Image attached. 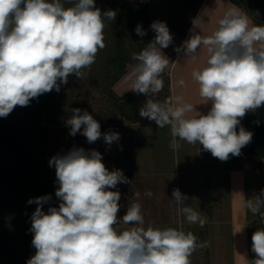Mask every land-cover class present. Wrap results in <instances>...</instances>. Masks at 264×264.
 Segmentation results:
<instances>
[{
    "label": "clouds",
    "instance_id": "clouds-1",
    "mask_svg": "<svg viewBox=\"0 0 264 264\" xmlns=\"http://www.w3.org/2000/svg\"><path fill=\"white\" fill-rule=\"evenodd\" d=\"M115 18V11L102 12L95 0H0V117L6 118L16 106H28L42 94L59 92L72 75L84 78L83 70L90 69L105 47V21ZM150 27L155 38L132 54L137 61L132 90L145 96L163 89L160 77L169 59L161 50L173 42L165 22L154 21ZM135 32L146 35L140 25ZM260 42H264V26L250 28L247 15L230 9L212 36L193 34L182 48L174 49L189 57L201 45L207 47L205 66L192 73L201 98L211 102L207 114L187 116L193 106H176L177 98L164 103L148 99L139 115L158 128L170 127L174 151L181 147L179 141H185L202 145L221 161L240 156L253 133L242 126L237 132V126L248 111L264 106V47H257ZM71 113L66 120L70 135L80 133L88 143L101 136L108 145L119 140V133H102L100 123L87 110L74 108ZM49 166L55 167L59 185L55 196L60 203L45 212L43 206L51 195L27 201L37 205L30 228L36 252L27 264H191L192 253L206 246L182 228L145 226L141 205L135 202L138 192L129 199L122 217L126 227H117L121 193L110 189L130 181L122 170L109 171L98 151L73 147L53 156ZM188 199L173 189L172 201L179 214L203 227L206 220L187 205ZM245 207L253 215H264V189L246 199ZM252 251L256 259L250 264H264V229L253 233Z\"/></svg>",
    "mask_w": 264,
    "mask_h": 264
},
{
    "label": "rangeland",
    "instance_id": "rangeland-1",
    "mask_svg": "<svg viewBox=\"0 0 264 264\" xmlns=\"http://www.w3.org/2000/svg\"><path fill=\"white\" fill-rule=\"evenodd\" d=\"M108 1L114 3V6L118 5V9L125 6L126 3L144 7L148 14L154 15L152 16L154 19L152 18L151 24L154 21H164L167 26L172 27L170 33L173 35V42L168 48L161 50L166 58L169 59L168 66L160 77L163 80V89L157 94L149 93L147 96L135 92L136 97L134 98L131 95L133 92L132 84L135 79L133 76L134 66L130 65L128 66V74L115 85L113 93L107 92L103 95L102 87L97 88L93 87L91 83H86L85 78L87 75L80 80L77 79L76 85L68 93V99H73L72 108H79L82 111L87 110L98 122L99 120L96 116H99L100 110H104L103 113H109V120L99 123L102 133H119V140L111 145L104 142L103 136L96 142L88 143L86 137L80 133L75 136L70 135V127L66 125V120L72 115L71 108L67 104V100L62 109V103H59V92L55 91V89L50 93H45L38 98L32 99L28 106H16L6 118L0 117V127L9 128L15 140L23 146L28 156L39 164L42 173L41 180L47 185L48 195L52 197L49 201L50 206L58 207L60 201L55 196V191L59 187L58 183H56L55 167L49 166V160L53 156L66 154L73 147L83 148L86 151L94 149L101 153L102 162L109 171L116 169L123 171L130 183H120L115 189H110L112 191L118 190L121 193L119 204L127 196L126 186L133 184L134 174H132V171H135L133 169L135 166L131 162L134 159L131 153H171V148L169 147L168 149V144L160 145V143L158 144L159 138L157 139L156 135L153 138L155 133L152 125L156 123L148 118L141 117L139 110L148 99L160 103L171 100L169 92L171 76L168 73L171 72L175 75V81L178 84L180 83V87L177 90L180 105L187 103L193 106V111L189 113L190 116L193 114L198 116L199 113L207 114L211 108V102L205 103L201 98L199 85L192 76L193 71L205 66L208 59L207 47L201 45L197 52L189 57L183 50L178 53L174 49L177 47L182 48L184 41L188 40L193 34H198L202 37L212 36L218 28V21L230 9L239 7L233 5L235 4L234 0ZM239 1L245 7L239 8L243 14L247 15L250 28L257 27L258 23L264 25V0H256V3L251 0ZM112 21H105V23H109L104 29L105 43L111 40ZM150 30H152L151 27ZM261 44L264 47V42L258 43L257 47H261ZM63 86L61 85L60 89ZM108 103L117 105L129 103L126 110L130 111L131 117L138 118L137 123L129 122L118 112L109 111L107 108L109 106ZM257 114L258 109L250 111L251 116ZM127 127L129 131L133 129L131 133L126 130ZM244 128L253 133L256 129L254 121L251 119L246 120ZM251 128L253 129L251 130ZM256 137L255 133L249 143L250 148L251 145L256 143L258 139ZM152 139L153 143L151 142ZM12 153L0 140V264H27V261L35 254L36 249L31 243L23 240L24 236L19 235L17 230L22 227L18 224V221L31 220V214L25 212V210V213L20 217L21 212H14L10 215L5 210H1L5 206L2 199H5L6 202L9 199L12 205L17 198L15 194L9 195L8 193L23 194V190H28L22 180L24 168L16 161ZM240 156L243 158V153ZM254 164L259 172L256 182L257 196L264 189V159L261 161V167L259 163L254 162ZM127 188L129 193V187ZM7 194L9 198H7ZM29 199L28 194H24L19 203L22 205L26 204L29 209L32 207L31 204L27 203ZM262 212H264V209H262ZM117 216L118 218L123 217L121 206ZM255 220L254 225L256 226L264 224V215L256 214ZM3 223H6V225L4 226ZM8 223H11L12 227L10 239H8L9 237H4L9 226ZM27 236H29V233ZM6 252H8V257L5 256L4 258L2 254Z\"/></svg>",
    "mask_w": 264,
    "mask_h": 264
},
{
    "label": "crops",
    "instance_id": "crops-1",
    "mask_svg": "<svg viewBox=\"0 0 264 264\" xmlns=\"http://www.w3.org/2000/svg\"><path fill=\"white\" fill-rule=\"evenodd\" d=\"M168 73L171 76L169 92L171 100L175 101L179 98L177 90L180 83L175 81V75ZM179 105L180 100L176 106ZM189 113L186 115L195 116ZM249 114L250 111L241 118L237 132L240 126H245ZM152 129L155 133L153 138L155 135L159 138L158 144H168L169 149L172 139L170 127L158 128L153 124ZM126 130L129 131L128 127ZM179 143L181 147L175 151L170 147L171 153H131L135 159L131 161L135 171H132L133 184L126 186L127 196L120 202L123 215L129 199L138 192L140 195L135 202L141 205L145 226L182 228L186 233L190 231L197 236L198 244H206L192 253L191 264H250L256 259L252 251L256 215L245 207V201L256 196L259 173L250 159V144L241 149L243 158L230 155L227 161H221L198 143ZM177 188L189 197L187 205L206 220L203 227L198 223H188L179 214L172 201L173 189ZM149 191L151 196L146 195ZM120 218L117 227H126Z\"/></svg>",
    "mask_w": 264,
    "mask_h": 264
},
{
    "label": "trees",
    "instance_id": "trees-1",
    "mask_svg": "<svg viewBox=\"0 0 264 264\" xmlns=\"http://www.w3.org/2000/svg\"><path fill=\"white\" fill-rule=\"evenodd\" d=\"M251 1L256 3V0ZM233 2L241 8H245L239 0H234ZM65 6L67 7L71 5L66 3ZM95 6L99 8L102 12L107 10H113L116 12L115 21H112L111 25L112 32L110 42L108 41V43H105V47L98 51L95 58V62L91 65L90 69L83 70L87 73V77L85 78L86 83H91L93 87H102V93L104 95V93L107 92H114L113 88L115 87V85L128 74V66H135L137 63V61L132 59V54H138L139 52H141L146 47L147 43H149L155 38L156 33L153 30H150L151 20L153 18L152 16L154 15L151 16L150 13L148 14L147 11H145L144 7L137 6L131 3H126V5L122 8H119V10L118 5L114 6V3L108 0H95ZM108 24L109 23H106V26ZM260 24L261 23H258L256 26H264ZM137 25H140L142 27V29L146 32V35L139 36L135 32V28ZM168 28L171 32V27L168 26ZM76 83L77 78L72 75L69 77L68 83L64 85L62 89H60L58 96L60 97L59 103H62V109L64 107V104H66L65 101L67 100V104L69 105V107L71 109H74L72 108L73 99H68V93L70 89L76 85ZM131 95H133L134 98L136 97L135 92H132ZM108 104L109 106L107 108L109 109V111L112 110L114 112H118V114L126 118L129 122L137 123L138 118L131 117L129 113L130 111L126 110V108L129 106V103H122L119 105L115 103ZM103 112L104 110H100L99 116H96L99 122H107L109 120V113ZM102 113L103 115H101ZM246 119H251L254 121L256 129L253 132V135L256 133V138H258L256 143L254 142L255 144L251 145L249 152L250 159L255 163H259V166L261 167V161L264 159V106L258 108L257 115L251 116L249 114L247 115ZM252 129L253 128H251V130ZM0 140L2 141V143H4L5 147L11 153L13 152L12 155L14 156L16 161L21 166H23L24 173L22 176V180L26 184V189L28 187V190L22 191L23 194L15 192L8 193L9 195L15 194L17 198L15 201H13L12 205L11 201L9 202V199L7 202L5 201V199H2V202H4L5 206H3L1 210H5L10 215H12L14 212H21L20 217L25 212L30 213L32 215L37 205L33 203L31 204L32 207L28 209V207H26V204L22 205L19 202L24 194H28V197L30 199L48 195V190L46 188L47 185L44 183V181L42 182L41 180L42 173L40 166L28 156L23 146L15 140L9 128L0 127ZM8 194L7 198H9ZM49 207L50 204L47 203L43 206V210L47 212ZM18 224L23 227V229L21 227L17 230L18 234L24 236L23 240H26L31 243L33 239V233L30 231L31 220L18 221ZM3 225L5 226L6 223H3ZM8 225L9 226L6 230L4 237H9L8 239H10L12 227L11 223H8ZM260 229H264V224L257 226L254 225L252 235L255 231ZM28 233L29 236H27ZM2 256H4V258L5 256L8 257V252L2 254Z\"/></svg>",
    "mask_w": 264,
    "mask_h": 264
}]
</instances>
